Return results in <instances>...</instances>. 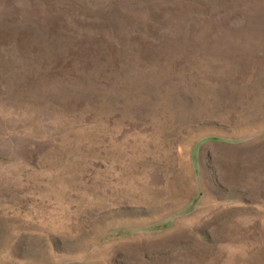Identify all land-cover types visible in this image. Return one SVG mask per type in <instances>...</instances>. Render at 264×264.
Wrapping results in <instances>:
<instances>
[{
    "label": "rangeland",
    "instance_id": "374dc122",
    "mask_svg": "<svg viewBox=\"0 0 264 264\" xmlns=\"http://www.w3.org/2000/svg\"><path fill=\"white\" fill-rule=\"evenodd\" d=\"M0 264H264V0H0Z\"/></svg>",
    "mask_w": 264,
    "mask_h": 264
}]
</instances>
